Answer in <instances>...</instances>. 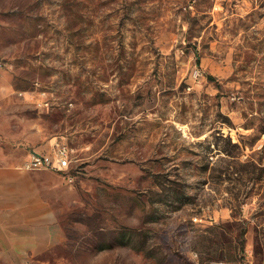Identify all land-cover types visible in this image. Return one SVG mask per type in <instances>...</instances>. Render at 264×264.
<instances>
[{"label": "rangeland", "instance_id": "1", "mask_svg": "<svg viewBox=\"0 0 264 264\" xmlns=\"http://www.w3.org/2000/svg\"><path fill=\"white\" fill-rule=\"evenodd\" d=\"M53 136L31 264H264V0H0V165Z\"/></svg>", "mask_w": 264, "mask_h": 264}, {"label": "crops", "instance_id": "2", "mask_svg": "<svg viewBox=\"0 0 264 264\" xmlns=\"http://www.w3.org/2000/svg\"><path fill=\"white\" fill-rule=\"evenodd\" d=\"M56 142L65 143L47 137L29 151L49 152ZM28 156L19 165H0V264H31L36 255L64 238L55 209L43 194L42 179L37 172L20 168Z\"/></svg>", "mask_w": 264, "mask_h": 264}, {"label": "built area", "instance_id": "3", "mask_svg": "<svg viewBox=\"0 0 264 264\" xmlns=\"http://www.w3.org/2000/svg\"><path fill=\"white\" fill-rule=\"evenodd\" d=\"M70 154L71 149L65 143L56 142L49 152L30 153L20 168L26 171L48 169L59 173H67L70 168Z\"/></svg>", "mask_w": 264, "mask_h": 264}, {"label": "trees", "instance_id": "4", "mask_svg": "<svg viewBox=\"0 0 264 264\" xmlns=\"http://www.w3.org/2000/svg\"><path fill=\"white\" fill-rule=\"evenodd\" d=\"M209 79L212 78L210 75L207 76ZM217 87L219 86L218 84L216 85Z\"/></svg>", "mask_w": 264, "mask_h": 264}]
</instances>
